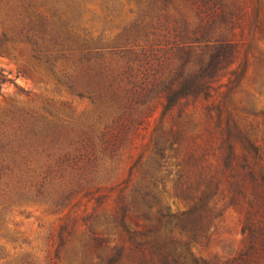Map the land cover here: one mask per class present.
<instances>
[{
    "label": "trees",
    "instance_id": "1",
    "mask_svg": "<svg viewBox=\"0 0 264 264\" xmlns=\"http://www.w3.org/2000/svg\"><path fill=\"white\" fill-rule=\"evenodd\" d=\"M175 1L194 7L200 22L196 47L186 46L180 72L168 69L177 57L173 52L175 43L156 50H122L121 65L94 60L97 57L93 53L100 50L89 47L88 35L81 29L79 0H0V17L6 21L15 18L16 23L3 26L1 35L4 42L24 39L32 48L31 58L51 73L66 77L72 91L81 97L107 84L121 100L142 102L147 112L149 107L161 109L149 158L143 162L140 156L129 167L126 178L114 186L116 207L96 209L83 222L86 232L80 243L87 252L97 251V264H119L123 252L116 244L105 246L103 239L122 232L128 242L135 244L128 248L134 264H210L192 247L209 231V209L216 208L218 194L228 200V206L238 204L241 198L259 215L242 231L244 246L232 249L223 264H264V210H259L264 209V119L258 137L257 129L239 115L229 94L244 78L250 46L235 39L239 15L226 12L222 0ZM72 11L75 18L71 17ZM260 16L256 6L252 26L259 24ZM178 26L172 25L177 35ZM242 47L243 57L238 72L226 84L227 92L221 99L213 98L219 73L233 63L231 59ZM4 53L7 51L0 49V55ZM260 56L264 62V47ZM193 57L196 69L189 72ZM112 77H119V82L112 81ZM0 81L8 80L0 74ZM257 90L264 96V79ZM200 102H206L203 110L209 124L207 131L214 134L218 153L216 165L210 168L206 158L212 143L203 140L197 144L194 135L198 129L195 111ZM261 115L264 118V111ZM112 120L113 126H121L120 117ZM122 135L108 127L69 134L39 133L34 135V144L21 148V122L15 114H5L0 120V198L25 189H34L35 196H40V191L54 183L51 191L64 198L63 205L78 194L96 202L109 197L104 192L114 187H107L105 182L111 180L112 167L125 151ZM167 158L174 168L172 197L185 204V211L172 212L160 200V193L167 191ZM36 171L38 177L21 176ZM69 190L72 194L67 195ZM140 209L152 214L151 223L144 231L132 230L127 218L131 213L137 216ZM8 210L0 199V223ZM137 238L145 241L136 243ZM64 240L61 238V242Z\"/></svg>",
    "mask_w": 264,
    "mask_h": 264
},
{
    "label": "rangeland",
    "instance_id": "2",
    "mask_svg": "<svg viewBox=\"0 0 264 264\" xmlns=\"http://www.w3.org/2000/svg\"><path fill=\"white\" fill-rule=\"evenodd\" d=\"M78 3L79 8L75 4L78 21L88 35L89 47L100 50L99 53H93L97 57H93L94 60L121 65L122 50L130 47L156 50L175 43L173 52L177 57L168 69L180 72V59H184L186 46L196 47L200 22L197 11L190 5L184 6L175 0H79ZM222 3L226 12L239 15L235 39L241 40L245 46L249 44L251 49L244 78L239 87L229 93L230 100L237 107L239 115L246 118L245 122L252 124L257 129L256 135L261 137L264 96L259 94L257 85L264 79V62L260 56L264 47V0H222ZM256 6L261 16L255 27L251 23ZM63 9L66 11V7ZM70 13L75 18L74 12ZM175 23L179 25V35L172 29ZM12 25H16L15 18L6 21L0 17V49L7 51L0 55V74L8 80L4 83L0 81V120L5 114L12 113L21 122V148L34 144V135L39 133L69 134L87 128L100 130L103 127L124 133L121 146L125 151L119 154L117 163L112 167L115 170L111 180L105 182L107 187H114L126 178L129 167L140 156L143 162L149 158L151 138L159 126L160 107L155 106L151 110L149 107L147 112L148 107L142 102H126L115 97L114 89L107 84L100 87L98 92L91 90L89 95L81 97L72 91L66 77L51 73L47 66L31 58L32 48L24 39L20 38L17 42L3 41V26ZM243 53L242 47L231 59L233 63L219 73V80L214 84L215 92H212L213 98L221 99L227 92L226 84L238 72ZM194 58L187 68L189 72L196 69ZM169 77H172L171 72ZM111 80L119 82L120 78L112 77ZM161 80L162 83L164 80ZM197 104L195 123L198 129L194 135L197 136V144L203 140L212 143L206 158V166L210 168L216 165L218 153L213 143L214 134L207 131L209 124L203 110L206 102ZM148 115L149 119H145ZM116 117L122 119L121 126H113L112 119ZM166 164L167 191L160 193V200L172 212L185 211V204L172 197L173 162L167 158ZM37 174L38 171L21 173V176L38 177ZM53 187L40 191V196H35L34 189H25L22 193H7L0 198L9 209L0 223V264H97V251L87 252L80 243V238L86 232L83 222L96 209L116 207V188L107 189L104 194H109V197L98 202L78 194L63 205L64 198L55 196L51 191ZM70 194L69 190L67 195ZM214 203L216 208L209 209V231L192 250L208 259L210 264H223L230 257L232 249L244 246L242 231L248 229L249 223L258 219L259 215L256 214L257 209H250L241 198L238 204L228 206V200L218 194ZM151 219L149 211L140 209L137 216L134 213L129 215L127 223L132 230L144 231ZM63 237L65 240L61 242ZM103 240L105 246L112 248L116 244L119 252H123L119 264L135 263L131 251H128L135 244L127 241L124 232L111 234ZM139 241L145 240L137 238L136 243Z\"/></svg>",
    "mask_w": 264,
    "mask_h": 264
}]
</instances>
